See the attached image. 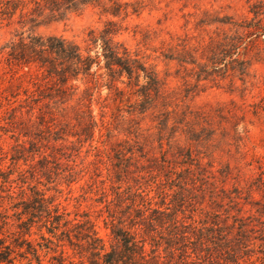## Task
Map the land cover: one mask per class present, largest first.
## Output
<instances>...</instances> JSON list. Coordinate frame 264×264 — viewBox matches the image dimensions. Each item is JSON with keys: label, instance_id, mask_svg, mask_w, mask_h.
Instances as JSON below:
<instances>
[{"label": "trees", "instance_id": "obj_1", "mask_svg": "<svg viewBox=\"0 0 264 264\" xmlns=\"http://www.w3.org/2000/svg\"><path fill=\"white\" fill-rule=\"evenodd\" d=\"M178 1L193 5L187 16L197 21L195 31L171 34L163 57L186 73L185 92L224 82L232 93L247 91L253 65L264 62V0H247L241 17L215 9L218 0L210 8L203 0ZM89 7L111 18L89 31L86 49L38 33ZM129 7L116 0H0V25L12 36L7 132L15 140L0 264H46L50 254L51 264H77L66 246L78 264H244L256 247L264 264V158L247 164L256 170L249 178L217 161L211 143L220 135L231 145L229 129L214 122L225 120L224 110L192 109L188 95L167 90L150 57L116 41L122 23L115 19L128 17ZM101 87L108 93L95 99ZM47 185L58 194L86 189L81 198L96 209H77L72 218L41 188Z\"/></svg>", "mask_w": 264, "mask_h": 264}, {"label": "rangeland", "instance_id": "obj_2", "mask_svg": "<svg viewBox=\"0 0 264 264\" xmlns=\"http://www.w3.org/2000/svg\"><path fill=\"white\" fill-rule=\"evenodd\" d=\"M120 3H128L130 5V15L128 17L121 16L116 18V21L122 23L120 34L116 37V41L128 46L132 51H138L149 58V64L157 65L162 78L166 79L167 90L180 93L179 98L183 99L184 95L189 98L185 100L192 109L199 111H214L224 110L222 120L219 116L214 119L215 126L224 125L229 129L231 135L228 145L225 138L220 135L211 143L214 150V157L217 161L224 164L229 163L233 168L235 174H243L244 177H253L256 170H253L248 163L253 161L255 156L264 158V62L255 63L252 67V82L247 91L236 90L233 93L230 91L228 85L224 82L220 87L211 84H206L201 91L192 93V91L185 92L186 86L183 85L182 76L186 73L180 71L178 73L179 64L176 61H170L163 57L168 43L170 42V35L184 36L186 33L193 34L195 31L196 20L187 16L188 13L194 12L193 5H187L184 1L178 0H116ZM215 4V9L223 8L224 13L241 17L247 11V0H218ZM210 0H203V8H210ZM110 16H102L99 10L89 7L79 16H73L67 23L53 24L49 27H42L38 33L44 36L57 35L63 36L69 40L78 43L83 49L87 47L88 33L92 29H103L104 21ZM11 30L5 24L0 25V212H11V202L7 198V172L8 166L11 164L10 155L11 149L15 145V140L12 134L7 132V88L9 87L10 78L7 75V43L11 39ZM167 43V45L165 44ZM98 71L99 75H105L104 65ZM107 78L101 79V83L105 84ZM194 81V80H193ZM81 86L80 83H75ZM240 86V82H238ZM81 86V90H83ZM100 92L96 91L95 99L100 96L104 99L108 93L106 87H101ZM98 92V93H97ZM78 93L76 96L79 97ZM95 115L98 118L101 116V104L96 101L93 105ZM259 114V115H258ZM111 115L109 111L108 118ZM258 115V116H257ZM147 125H151V120L146 121ZM236 124V133L232 126ZM155 131V130H153ZM247 132L248 137L245 135ZM239 137L241 140L238 141ZM186 142L183 140L182 144ZM7 152L9 157L7 159ZM85 156V151L82 154ZM16 175H14L15 177ZM84 184V182H83ZM47 192V195L57 197L59 202L67 208L74 218L77 209L81 211L92 209L95 210L96 203L91 199H82L81 196L85 190L75 187L72 194H68V190L64 187V193L58 194L55 192L52 185L41 186ZM245 192V191H244ZM246 195V192H245ZM93 197V195H92ZM256 199L261 197L260 194H254ZM247 211L251 206H247ZM100 226L103 224L100 222ZM34 232L37 233V230ZM102 236L108 239V232L101 230ZM1 237V234H0ZM33 239L36 242H42L39 236L34 234ZM75 263H79L78 257H75L73 251L67 246L65 247ZM260 248L256 247L251 252L252 258L245 259L244 264H261L258 260L260 253L257 251ZM46 264H51L49 258ZM26 261L18 259L17 264H25ZM66 264H70L69 261Z\"/></svg>", "mask_w": 264, "mask_h": 264}]
</instances>
